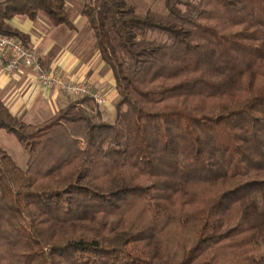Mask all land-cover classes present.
I'll list each match as a JSON object with an SVG mask.
<instances>
[{"label": "trees", "instance_id": "16d2710c", "mask_svg": "<svg viewBox=\"0 0 264 264\" xmlns=\"http://www.w3.org/2000/svg\"><path fill=\"white\" fill-rule=\"evenodd\" d=\"M84 0L119 93L38 124L0 98V264H264V0ZM66 0L0 2L74 27Z\"/></svg>", "mask_w": 264, "mask_h": 264}, {"label": "crops", "instance_id": "0c3cea01", "mask_svg": "<svg viewBox=\"0 0 264 264\" xmlns=\"http://www.w3.org/2000/svg\"><path fill=\"white\" fill-rule=\"evenodd\" d=\"M38 18L31 20L26 15H17L9 23L29 36V47L38 52L46 69L58 70L71 81L87 82L104 92L107 97L105 105L95 108L91 102L90 108L94 107L103 120L113 122L119 93L111 67L94 48L95 38L90 26H76L72 16L73 28L52 23L34 26ZM0 98L20 120L38 125L55 115L71 100H77L58 89L39 84L30 68H22L12 75L0 68ZM10 143H15L14 139L0 132V144L8 152ZM16 153L20 154L22 161L26 159L27 162L26 152L17 147Z\"/></svg>", "mask_w": 264, "mask_h": 264}, {"label": "built area", "instance_id": "2783aa9c", "mask_svg": "<svg viewBox=\"0 0 264 264\" xmlns=\"http://www.w3.org/2000/svg\"><path fill=\"white\" fill-rule=\"evenodd\" d=\"M23 44L24 42L19 37L0 33V68L10 75L22 68H30L34 72L36 81L44 87L58 89L64 95L76 99L90 98L95 108L105 105L107 97L104 92L87 82L71 81L58 70L46 69L42 65L38 52ZM94 107L90 108L91 113L96 111Z\"/></svg>", "mask_w": 264, "mask_h": 264}, {"label": "rangeland", "instance_id": "374dc122", "mask_svg": "<svg viewBox=\"0 0 264 264\" xmlns=\"http://www.w3.org/2000/svg\"><path fill=\"white\" fill-rule=\"evenodd\" d=\"M129 1L136 4L138 12H141V13H144L148 10H153L155 12H160V13L166 12V7L164 5L163 0H129ZM66 2H67L66 3L67 8H69L71 10L72 20L74 21L75 25L76 26H88L89 27L88 22H86V20H87L86 17L81 14V9L83 7L84 0H66ZM50 23L51 22L49 21L48 17L45 14L40 13L38 20L33 24H34V26H47V25H50ZM0 132H2V134H6V136H11L14 139L15 143H13V144L10 143L11 146L10 145L8 146L9 147L8 150H9L10 154L13 156V158L15 159V161L20 166L25 167V164H26L25 160L26 159L24 161H22L20 154L16 153V148L18 147L19 150H23L24 152H26V150L19 144V142L17 141V139L15 138L14 135L7 133L6 131H4L2 129H0ZM5 143L6 142H4V144ZM260 251L262 254H264V247Z\"/></svg>", "mask_w": 264, "mask_h": 264}]
</instances>
